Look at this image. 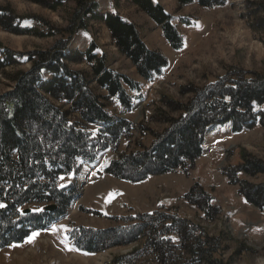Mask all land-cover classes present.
<instances>
[{
  "label": "rangeland",
  "instance_id": "obj_1",
  "mask_svg": "<svg viewBox=\"0 0 264 264\" xmlns=\"http://www.w3.org/2000/svg\"><path fill=\"white\" fill-rule=\"evenodd\" d=\"M78 1L81 0H0V9L6 10L3 13L9 18L16 16L12 21L14 28L31 29L42 35H19L0 28V49L24 55L51 50L68 27ZM95 1L100 11L118 14L135 25L145 45L164 55L168 65L146 82L130 60L118 52L103 24L90 22L86 30L75 32L67 52H84L94 42L96 53L105 55L110 69L141 84L142 98L134 100L130 110L114 99L105 107L112 121H128L132 134L129 140H120L115 150L101 151L94 162H79L72 174L60 177L59 187H77V195L66 214L46 230L34 231L38 235L31 240L28 238L33 233L22 244L1 248L0 264H78L76 257H82L83 264H97L94 260L100 254H107L102 264H189L191 255L186 252L194 242H182L174 235L160 238L165 244L158 253L145 246L144 236L139 241L92 254L78 250L68 240L73 230L129 228L143 224L144 219L162 220L161 217L167 216L186 220L216 241L213 258L222 264H264V210L248 205L240 196L239 187L229 185L224 175L240 168L245 156L264 162V127L256 126L238 134H233L229 125L208 129L201 156L186 169L138 182L105 173L116 152L128 154L147 149L168 128L165 121L177 118L178 113L171 111L165 101L187 104L192 95L182 94L183 88H201L232 72L264 74V0H225L223 6L210 9L195 3L180 8L175 0H154L172 17V24L183 39L181 49L176 51L159 27L132 3ZM30 66L24 56L15 65L2 69L0 95L12 90L11 76L28 71ZM68 67L73 71H89L83 63H69ZM48 77L44 72L42 78ZM90 85L97 95L102 94L93 81ZM73 118L78 120V114ZM237 178L254 185L264 182V175L238 174ZM194 185L209 194L210 207L201 202L204 209H199L183 199ZM169 223L168 219L166 224Z\"/></svg>",
  "mask_w": 264,
  "mask_h": 264
},
{
  "label": "trees",
  "instance_id": "obj_2",
  "mask_svg": "<svg viewBox=\"0 0 264 264\" xmlns=\"http://www.w3.org/2000/svg\"><path fill=\"white\" fill-rule=\"evenodd\" d=\"M127 1L159 27L171 49H181L183 39L160 4L154 0ZM175 1L180 8L195 3L210 9L226 3L225 0ZM3 12L6 10L0 9L1 29L42 37L31 29L14 28L12 21L16 16L9 18ZM90 22L106 27L113 45L130 60L142 80L152 81L168 65L164 55L145 45L135 25L118 14L100 11L95 0L77 2L68 27L51 50L24 55L0 49V71L24 56L31 64L28 71L11 76L12 90L0 95V204L4 205L0 207V249L22 244L34 231L46 230L63 217L77 195V187H59L60 177L72 174L79 162H94L101 151L115 150L120 140L127 141L132 134L131 124L121 119L112 121L105 107L114 99L130 110L133 101L142 98L141 84L110 69L105 55L96 53L94 42L84 52H67L71 37L77 30H86ZM69 63H83L89 71H73ZM44 72L49 75L46 80L42 78ZM92 81L102 94L97 95L90 87ZM180 92L192 97L182 106L165 101L171 111L178 113L177 118L165 121L168 128L147 149L128 154L116 152L105 173L138 182L186 169L201 156L206 131L211 127L229 125L233 134L264 127V74L232 72L201 88L188 87ZM74 114H78V120H74ZM89 126L97 130H90ZM238 174L264 175V162L245 156L240 168L224 174L229 185L239 187V194L248 205L263 211L264 182L245 183L237 178ZM197 187L194 185L183 199L204 209L211 198ZM29 205L40 206L37 208L43 211L34 212ZM51 205L55 209L45 211ZM161 218L144 219L143 224L115 230H73L68 240L78 250L92 254L139 241L144 236L145 246L158 253L165 244L160 238L174 235L182 242H194L186 252L191 255L189 264H222L213 258L216 241L186 220Z\"/></svg>",
  "mask_w": 264,
  "mask_h": 264
},
{
  "label": "bare ground",
  "instance_id": "obj_3",
  "mask_svg": "<svg viewBox=\"0 0 264 264\" xmlns=\"http://www.w3.org/2000/svg\"><path fill=\"white\" fill-rule=\"evenodd\" d=\"M238 31H239V30H238ZM18 42H21V41L19 40ZM139 108H140V107H139ZM94 166H97V164L95 163ZM51 245H52L53 247H55V246L53 245L52 242H51ZM106 256H107V254H100V255H98V256L95 258L94 261H96L97 264H102ZM73 258H75V257H73ZM76 258H77V257H76ZM76 258H75L74 260L77 261L78 264H83L82 262H84V261H83V258H82V257H80L81 259H76ZM72 260H73V259H72ZM74 260H73V262H74ZM85 260H86V259H85ZM77 262H76V263H77Z\"/></svg>",
  "mask_w": 264,
  "mask_h": 264
},
{
  "label": "snow or ice",
  "instance_id": "obj_4",
  "mask_svg": "<svg viewBox=\"0 0 264 264\" xmlns=\"http://www.w3.org/2000/svg\"><path fill=\"white\" fill-rule=\"evenodd\" d=\"M62 179H63V178H62ZM0 207H4V205L0 204ZM33 211H34V212H41V211H43V209H39V208H37V209H33ZM35 235H38V234H37V233H33V235L30 236L28 239L31 240Z\"/></svg>",
  "mask_w": 264,
  "mask_h": 264
},
{
  "label": "water",
  "instance_id": "obj_5",
  "mask_svg": "<svg viewBox=\"0 0 264 264\" xmlns=\"http://www.w3.org/2000/svg\"><path fill=\"white\" fill-rule=\"evenodd\" d=\"M55 209V206H49L45 208V211H53Z\"/></svg>",
  "mask_w": 264,
  "mask_h": 264
}]
</instances>
